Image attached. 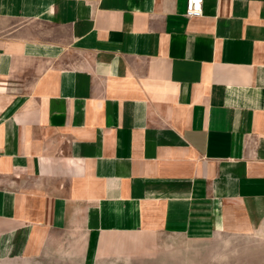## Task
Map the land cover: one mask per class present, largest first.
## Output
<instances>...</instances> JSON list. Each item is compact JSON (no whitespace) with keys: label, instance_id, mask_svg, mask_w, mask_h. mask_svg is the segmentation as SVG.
<instances>
[{"label":"crops","instance_id":"obj_1","mask_svg":"<svg viewBox=\"0 0 264 264\" xmlns=\"http://www.w3.org/2000/svg\"><path fill=\"white\" fill-rule=\"evenodd\" d=\"M185 8L0 0V261L264 241V0Z\"/></svg>","mask_w":264,"mask_h":264},{"label":"rangeland","instance_id":"obj_2","mask_svg":"<svg viewBox=\"0 0 264 264\" xmlns=\"http://www.w3.org/2000/svg\"><path fill=\"white\" fill-rule=\"evenodd\" d=\"M0 264H81L79 257L60 254L0 261ZM115 264H264V241L249 234H228L205 241L166 239L154 256Z\"/></svg>","mask_w":264,"mask_h":264},{"label":"built area","instance_id":"obj_3","mask_svg":"<svg viewBox=\"0 0 264 264\" xmlns=\"http://www.w3.org/2000/svg\"><path fill=\"white\" fill-rule=\"evenodd\" d=\"M202 11V0H186L185 15L188 17L197 16Z\"/></svg>","mask_w":264,"mask_h":264}]
</instances>
